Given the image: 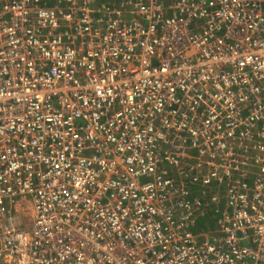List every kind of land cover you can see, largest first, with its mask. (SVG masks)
<instances>
[{"label": "built area", "instance_id": "1", "mask_svg": "<svg viewBox=\"0 0 264 264\" xmlns=\"http://www.w3.org/2000/svg\"><path fill=\"white\" fill-rule=\"evenodd\" d=\"M0 264H264V0H0Z\"/></svg>", "mask_w": 264, "mask_h": 264}, {"label": "rangeland", "instance_id": "2", "mask_svg": "<svg viewBox=\"0 0 264 264\" xmlns=\"http://www.w3.org/2000/svg\"><path fill=\"white\" fill-rule=\"evenodd\" d=\"M100 2H105L104 0H99ZM116 4H119L120 3V0H113Z\"/></svg>", "mask_w": 264, "mask_h": 264}, {"label": "trees", "instance_id": "3", "mask_svg": "<svg viewBox=\"0 0 264 264\" xmlns=\"http://www.w3.org/2000/svg\"><path fill=\"white\" fill-rule=\"evenodd\" d=\"M104 1H107V0H104ZM102 2V1H101ZM200 226H203V223H200Z\"/></svg>", "mask_w": 264, "mask_h": 264}, {"label": "crops", "instance_id": "4", "mask_svg": "<svg viewBox=\"0 0 264 264\" xmlns=\"http://www.w3.org/2000/svg\"><path fill=\"white\" fill-rule=\"evenodd\" d=\"M99 3H101L99 0H98Z\"/></svg>", "mask_w": 264, "mask_h": 264}]
</instances>
